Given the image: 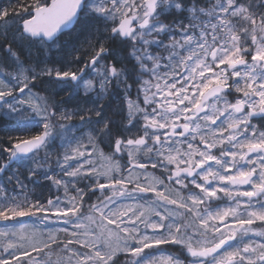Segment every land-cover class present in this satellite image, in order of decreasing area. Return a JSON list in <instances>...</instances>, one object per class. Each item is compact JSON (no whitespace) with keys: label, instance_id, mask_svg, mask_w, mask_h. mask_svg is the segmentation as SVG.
<instances>
[{"label":"snow or ice","instance_id":"1","mask_svg":"<svg viewBox=\"0 0 264 264\" xmlns=\"http://www.w3.org/2000/svg\"><path fill=\"white\" fill-rule=\"evenodd\" d=\"M0 264H264V0L0 4Z\"/></svg>","mask_w":264,"mask_h":264},{"label":"trees","instance_id":"2","mask_svg":"<svg viewBox=\"0 0 264 264\" xmlns=\"http://www.w3.org/2000/svg\"><path fill=\"white\" fill-rule=\"evenodd\" d=\"M8 0H0V4H7Z\"/></svg>","mask_w":264,"mask_h":264}]
</instances>
